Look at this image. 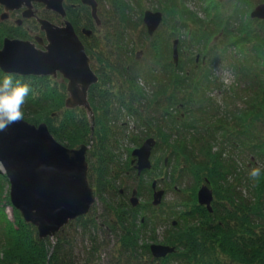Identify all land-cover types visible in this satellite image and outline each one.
Wrapping results in <instances>:
<instances>
[{
	"label": "trees",
	"instance_id": "obj_1",
	"mask_svg": "<svg viewBox=\"0 0 264 264\" xmlns=\"http://www.w3.org/2000/svg\"><path fill=\"white\" fill-rule=\"evenodd\" d=\"M66 1L67 17L81 36L89 56L106 38L101 35L98 38L94 33L95 23L87 6L80 0ZM106 2L114 6L117 19L120 18L122 23L133 22L128 11L132 7L125 0ZM241 2L235 1V11L238 12ZM205 9L209 13V7ZM142 12L137 18L139 23L142 22ZM215 15L219 18L213 23L217 33L223 29V42L232 40V46L241 54L232 56L238 64V73L246 66V73H242L246 78L261 75L259 82H252L256 89L245 82L249 89L236 93L238 99L245 102L239 111H224L207 95L208 90L216 85L214 73L208 68V63L205 65L204 59L196 62V56L190 57L189 51L186 53L183 38L178 40V48L179 54L180 51L185 53H181L177 63L172 57L173 42L161 46L155 39L144 62L137 61L134 47L126 49L128 44L125 41L114 44L107 56L98 54L104 67L93 69L91 64L99 80L88 92L95 118L93 130L83 107H65V83L57 87L52 77L20 76L0 71V81L5 75H11L13 83L19 81L28 85L30 91L24 105L25 118L32 122H37L38 117L43 119L52 135L67 147L90 145L86 159L93 157L96 165L89 168L88 181L101 205L100 211L94 205L87 215L70 221L52 237L39 238L36 227L26 223L11 207L7 192L0 198V264H104L102 255H99L108 246L110 235L118 238L124 254L123 260L117 264H264V168H261L258 182L250 180L249 169L241 172L234 158L224 156L226 147H223L229 143L241 159L252 155L264 162V130L258 131L255 125L264 123V38L259 35L252 37L251 27L245 24H240V35L235 36V30L222 25L219 11H215ZM186 17L195 23L200 22L189 10ZM1 22L0 48L5 37L26 39L21 27L7 28ZM201 23L199 26H203ZM81 28L92 30L89 37L93 44L81 34ZM177 28L188 30L190 27L179 21L178 26H174ZM214 28L196 30L187 41L199 44L205 41V48H211L207 43L216 31ZM159 37L162 42L169 41L167 37ZM252 40L255 42L253 60L252 53L248 55L243 51L246 42ZM222 55L223 52L218 58H223ZM230 58L224 59L230 61ZM211 59L213 61V55ZM197 65L204 70L197 72ZM257 91L261 95L252 97ZM160 95L164 96L163 100ZM122 116L135 119L136 128H141L140 134L132 131L131 134L123 133L131 140L133 149L140 147L148 138L155 139L152 148L155 161L143 174H138L133 168V149L128 151L127 161L120 167H114L117 168L114 174L111 172L114 168L111 169L110 163L116 162L117 154L110 141L119 142L117 128L113 129V124L118 123ZM219 133L223 137L218 138ZM171 166L172 173L169 172ZM183 177L194 178L192 199H188L192 203L186 208L184 204L188 200H181L183 210L172 211L177 221L175 224L171 221L159 235L157 229L164 222V217L156 213L157 206L148 202L153 192L152 183H158L159 188L164 183L175 186ZM229 177L234 182H230ZM118 179H130L132 185L129 183L120 189L110 185V180L116 182ZM201 184H207L214 190L212 212L196 201V190ZM3 185L7 187L8 182L0 173V192ZM239 186L247 189L249 197L241 196ZM133 190H136V196L144 199L136 206L129 201ZM8 206L13 211V220H9L5 213ZM67 228L71 230L70 235ZM153 243L174 247L175 250L158 259L150 251Z\"/></svg>",
	"mask_w": 264,
	"mask_h": 264
},
{
	"label": "water",
	"instance_id": "obj_2",
	"mask_svg": "<svg viewBox=\"0 0 264 264\" xmlns=\"http://www.w3.org/2000/svg\"><path fill=\"white\" fill-rule=\"evenodd\" d=\"M80 1L90 8L92 19L99 25L98 2ZM34 4L43 5L45 10L60 15L64 18L63 24L55 25L48 19L36 18ZM0 6V21L7 19L10 12L24 8L18 24L22 19L35 17L43 34L35 36L33 41L5 37L0 48V71L20 76L54 78L61 75L66 80L65 107H83L93 130L95 118L88 92L99 79L90 66L86 48L72 22L65 19L64 0H0ZM250 18L264 20V3L254 7ZM142 21L147 34L153 36L163 21V14L145 10ZM82 32L86 36L92 33L85 29ZM177 45L178 40H174L172 57L175 63L178 61ZM140 53H136L137 59ZM154 145L155 139L148 138L140 147L133 149L132 162L138 174L151 169L150 156ZM89 147L65 146L52 135L44 122L36 125L24 120L0 132V173L7 179L10 203L26 223L36 227L39 238L51 237L70 221L87 215L97 201L87 178L86 154ZM152 189V204L158 206L165 191L156 189L155 182ZM262 195L264 197V191ZM213 200V190L207 184L200 186L197 203L212 212ZM129 201L132 206L139 204L136 190H133ZM174 250V247L162 244L150 245L153 257L158 259Z\"/></svg>",
	"mask_w": 264,
	"mask_h": 264
},
{
	"label": "rangeland",
	"instance_id": "obj_3",
	"mask_svg": "<svg viewBox=\"0 0 264 264\" xmlns=\"http://www.w3.org/2000/svg\"><path fill=\"white\" fill-rule=\"evenodd\" d=\"M128 5L132 7V10L129 9V14L132 15V21L129 22H121L120 18L117 19L115 8L112 4H107L106 0H97L98 2V17L100 20V24L96 25L95 21L92 20L95 23V31L94 33L104 39L105 41L103 43H100L98 47L94 48V52H91L89 54L90 58V64H92L93 69H99L104 67V65L100 64L99 62V55L107 56L108 51L112 50L114 48V44H118L120 41H125L128 46L126 49H130L131 47H134V53L142 52L139 55V59L137 61L144 62L145 59H148L147 55L150 53L152 49V44L154 39L160 43L161 46L169 45L173 42V40H180V38H183L184 40V48L186 49V53L191 52L190 57H194L199 55L198 62H201V60L204 59L205 65L208 63V68H210L215 76L214 82L216 83L215 86H212L208 92L207 95L212 98L216 105L221 106L224 111H231L236 109V111L242 110V108L245 106V102L240 101L238 99L237 92L241 91V89H249V85H244L245 82L249 83L252 88L256 89L255 86H252V82H259L261 75H253L248 78L245 77L244 74L246 73V66H243V69L240 70V73H238L237 66L238 64H235V59L232 57L236 54H240L236 47L232 46V40L227 39L224 41L225 36L224 30L219 31L217 33V29L214 28L215 24L214 21H217L219 18L216 17L215 11H219L220 17L223 20V26L228 28H232L231 31H234L235 36L240 35V24H245L251 27L252 30H250V33L252 37H255L259 35L262 39L264 38V20L261 19H252L250 18V13L254 9V7L260 3H264V0H242L240 5L238 6V12L235 11L234 4L236 0H125ZM81 2V1H80ZM82 4V3H81ZM214 6V8H213ZM206 7H209L210 11L209 13L205 9ZM1 8V6H0ZM38 9H41L40 7H37ZM141 10L144 12L145 10H152V11H160L163 14V21L160 24L157 32L154 33L153 36H148L146 28L143 24V21L139 23L137 21V18L139 17V14ZM189 10L191 13L195 14V20H199L203 26H199V23H195L188 17H186V12ZM43 11V10H42ZM0 12H2V8L0 9ZM142 12V13H143ZM16 12L11 13V17L8 20H5L1 23H3V26H7V28H10L11 26L15 25V21L19 20V16L15 15ZM45 14V11H43ZM183 16V18H182ZM49 19L52 20V22H55L56 24H60L61 19L58 16H55L54 12H50L47 14ZM213 19H212V18ZM193 18V17H192ZM179 21H184L186 25H188L190 28L186 30L185 29H174V26H178ZM29 24H35L34 22H28L27 27L31 31V29L35 30V27L32 28ZM122 24H128L123 27ZM208 27V29H207ZM211 30L214 28V35L208 40L207 46L211 45V48H205V41H202L199 43H193L191 40L187 41L188 38H191L192 34L196 30ZM25 30V28H23ZM26 31V30H25ZM27 32V31H26ZM26 39L28 38V35L23 32ZM93 33V32H92ZM36 34V33H35ZM34 34V35H35ZM32 34H30V38L27 40L32 41ZM167 37L169 38V41L162 42V38L159 36ZM86 37V36H85ZM87 41L91 44H93V40L90 37H86ZM175 38V39H174ZM236 39L237 37H233ZM254 41L246 42V44L243 46V51L245 54H251V60L255 58V54L253 51ZM227 45V46H224ZM224 47L225 49H222ZM182 48V50H185ZM189 51V52H188ZM177 52H178V59L182 57L181 53L183 51H180L179 54V48L177 45ZM223 52L222 57L218 58V55ZM185 53V52H183ZM88 55V54H87ZM212 55H213V61H212ZM231 56V58L229 56ZM241 55V54H240ZM111 58L112 55H110ZM224 58L229 59L230 61H226ZM221 61V62H215V61ZM210 65V66H209ZM201 66V64H200ZM197 72L204 70L202 68H197ZM235 67V68H234ZM96 71V70H95ZM253 71L257 72L256 68H253ZM97 72V71H96ZM55 79V80H53ZM52 82H54V85L57 87H60L61 83H65L66 86V80L62 78L61 75H57L56 77L51 78ZM115 93H118V91H115ZM257 91V93L253 92L252 97H259L261 94ZM240 95V94H239ZM67 97V92H66ZM161 99H164V96L160 95ZM183 109V108H182ZM231 109V110H230ZM222 110V109H221ZM140 111L142 112V109L140 108ZM187 113V112H186ZM144 114V112H142ZM189 115H192L191 113H188ZM189 117V116H188ZM39 118V117H38ZM37 122H32L28 118H25L24 120L33 123V124H39L44 122L42 119H38ZM118 123L113 124V129L117 128V138L119 139V142L110 141V143L114 146V152L116 155V162H111V169L114 167H120L122 163H125L128 158V151L134 148V145L131 143V140H129L128 136H123V133H130L131 131L134 134H140L141 128H136V120L132 118H123V116L120 118ZM138 122V121H137ZM45 123V122H44ZM123 125L125 126L123 128ZM257 126L258 131L264 130V123L257 122L255 123ZM229 130H232L233 128L228 127ZM55 137V136H54ZM218 138L223 137L222 133H219L217 135ZM94 144L92 145V147ZM77 147V146H76ZM73 147V148H76ZM223 147H226L225 151V157L230 156V158H234V163L237 164L239 167V170L241 172L248 171L247 169L253 167L259 166L260 168H264V162H260L259 160H256L252 157V155L248 158L241 159L238 157V154L235 149L231 147L229 143L226 145H223ZM217 149V147H215ZM229 151H232L233 153H229ZM199 153V151H196ZM237 154V157H236ZM240 154V153H239ZM152 156V155H151ZM88 160V159H86ZM154 156L151 157V163H153ZM96 165V160L93 159V157H89L88 160V170L90 167H93ZM248 165V166H246ZM110 169V170H111ZM117 168H114L111 172L112 174L115 173ZM169 172L172 173V166L169 167ZM88 175V174H87ZM88 178V176H87ZM169 179V178H168ZM230 182H234L232 177L228 178ZM120 181V183H119ZM130 183V184H129ZM194 178L187 177L182 178L181 180L173 186L172 184H166L160 185V188L165 189V194L162 198V203L157 207L156 213H160L164 217V222H162L159 225V228L157 229V233L159 235L162 234L164 228L172 222H176L177 218L173 216L172 211H181L183 210V207L186 206V208H189L191 205V201L188 199H192L191 195L192 189L194 186ZM119 184V185H118ZM132 185V180H122L118 179L116 182H113L110 180V185H116L119 189L125 188L127 185ZM176 187V188H174ZM241 190V196L242 197H249V193L247 189L244 186H239ZM199 190V188H197ZM212 189V188H211ZM198 190H196L198 192ZM213 190V189H212ZM9 191V186L5 187L3 185V189L1 193L0 198L3 197L4 194H6ZM196 192V194H197ZM110 193V191H109ZM214 193V190H213ZM195 194V196H196ZM113 196H115L113 194ZM130 196V195H129ZM140 202H142L144 199L141 197L139 198L136 196ZM187 201L184 206L182 205L181 200ZM152 201V194L150 202ZM197 201V198H196ZM4 203V201L2 202ZM97 209L100 211L101 205L100 202L97 201L95 204ZM93 205V206H94ZM92 206V207H93ZM12 207V205H11ZM13 208V207H12ZM12 209L8 206L6 207V215L8 216L9 220H13V213ZM146 214V213H145ZM168 220V221H166ZM107 230V229H106ZM1 231V227H0ZM67 231L69 232V235L71 234V230L67 228ZM108 234L109 231L107 230ZM67 234V233H66ZM111 238H108V246L106 247L105 251L101 252L99 256L102 255V260L104 264H117L121 262V259L123 260L124 254L121 253L122 247L121 243L119 242L118 238H114L112 235H110ZM52 237V236H51ZM110 248V250H109ZM118 251V252H117ZM96 259L94 260V262Z\"/></svg>",
	"mask_w": 264,
	"mask_h": 264
},
{
	"label": "clouds",
	"instance_id": "obj_4",
	"mask_svg": "<svg viewBox=\"0 0 264 264\" xmlns=\"http://www.w3.org/2000/svg\"><path fill=\"white\" fill-rule=\"evenodd\" d=\"M29 91L27 84L19 81L13 83L11 75H5L0 81V132L5 131L11 124L24 121V105ZM248 175L250 180L258 182L261 168H250Z\"/></svg>",
	"mask_w": 264,
	"mask_h": 264
},
{
	"label": "flooded vegetation",
	"instance_id": "obj_5",
	"mask_svg": "<svg viewBox=\"0 0 264 264\" xmlns=\"http://www.w3.org/2000/svg\"><path fill=\"white\" fill-rule=\"evenodd\" d=\"M72 7H73V5H71ZM37 7H40L41 9H38ZM64 7H65V10H66V16H65V19H67L68 17H67V1L66 0H64ZM2 8V7H1ZM0 8V9H1ZM34 9L36 10V13H35V17L36 18H45V19H48L47 17H45L46 15L43 13V11H45V13H49V11H47V10H45V8H44V6L43 5H39V4H34ZM24 10V8H21V9H19V10H15V11H12V12H16L15 13V15H18L19 16V18L21 19V13H22V11ZM43 10V11H42ZM89 11H90V8H89ZM12 12H10L9 13V16H8V18L7 19H5V20H8L10 17H11V13ZM50 12H52V11H50ZM1 13V12H0ZM45 15V16H44ZM55 16H58L60 19H61V21H60V24H56L55 22H52V20H49V21H51L52 23H54L55 25H62L63 24V21H64V18H62L60 15H57L56 13H55ZM35 17H31V18H29V19H22V21H21V23L20 24H18V21L16 20L15 21V25H13V26H18V27H21L22 28V30L25 32V34H27L28 35V38H30V34H32L31 35V37H32V41H33V38L35 37V36H43V34H42V32L40 31V29H39V24H38V22H37V20H36V18ZM5 20H3V21H5ZM28 22H34L35 24H29V25H31L32 26V28H34L35 27V30H33V29H31V31L29 30V28L26 26L27 25V23ZM144 24V23H143ZM13 26H11V27H13ZM23 28H25V30L27 31H25ZM159 28V27H158ZM75 29V28H74ZM83 29H85V28H81L80 29V32H81V34L83 35V36H86L83 32H82V30ZM85 30H87V29H85ZM158 30V29H157ZM75 31H76V29H75ZM157 32V31H156ZM36 33V34H35ZM77 33V32H76ZM35 34V35H34ZM78 34V33H77ZM92 34V33H91ZM90 34V35H91ZM89 35V36H90ZM78 36L80 37V39H81V36L78 34ZM89 36H87V37H89ZM27 38V39H28ZM20 39H22V38H20ZM26 39V40H27ZM198 55L196 56V62H198ZM151 155H152V151H151ZM151 157L152 156H150V160H151ZM133 164V168H134V164L135 163H132ZM141 174H143V173H141ZM203 184H201L200 186H202ZM200 186H199V188H200ZM156 188L157 189H159V184L157 183L156 184ZM163 189V188H162ZM198 190V189H197ZM164 191H165V189H164ZM162 203V202H161ZM158 207V206H157Z\"/></svg>",
	"mask_w": 264,
	"mask_h": 264
}]
</instances>
